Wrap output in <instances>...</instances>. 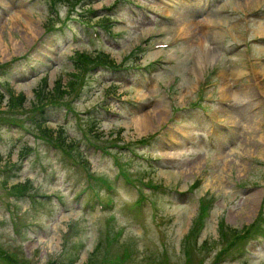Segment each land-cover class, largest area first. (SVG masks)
<instances>
[{"label":"rangeland","instance_id":"rangeland-1","mask_svg":"<svg viewBox=\"0 0 264 264\" xmlns=\"http://www.w3.org/2000/svg\"><path fill=\"white\" fill-rule=\"evenodd\" d=\"M74 1L0 0V264H83L92 252L94 264H264V61L255 62L258 88L244 48L231 50L264 35V19L252 18L249 31L239 19L264 10V0H219L211 10L203 0L159 6L170 21L136 16L126 0ZM51 8L57 17L46 26ZM108 15L112 34L101 25ZM63 22L71 25L61 29ZM180 35L188 37L171 48L150 44ZM251 48L264 56V45ZM81 50L109 53L116 66L158 56L173 62L150 77L90 63L75 91L47 100L50 126L65 124L82 146L69 166L35 125L32 102L41 83L68 80ZM9 88L24 92L22 107L8 105ZM227 98L234 106L221 103ZM205 111L229 126L217 127L214 144ZM83 156L90 169L78 162ZM26 179V194H17L11 185ZM103 179L117 185L113 209H86L96 192L106 201ZM233 227L244 237L231 236Z\"/></svg>","mask_w":264,"mask_h":264},{"label":"trees","instance_id":"trees-1","mask_svg":"<svg viewBox=\"0 0 264 264\" xmlns=\"http://www.w3.org/2000/svg\"><path fill=\"white\" fill-rule=\"evenodd\" d=\"M62 1H70V0H52L50 7H53L55 3L62 2ZM50 16L47 18V21L45 22L46 26L53 25L52 22L56 19L55 17L57 12L54 11L52 8L49 10ZM107 20V18L105 19ZM74 70L69 72V78L68 80L63 83L61 81L62 79H57L54 86L52 88H47V84H42L38 89L35 90V101L32 102L34 106L36 107V112L34 114L36 118V124L38 127V130L41 131L44 135L52 138L54 140V144L58 147V149H61L64 153L67 155H73L74 157H77V155H74L71 151L76 147V138L68 136V133L66 132V127L64 124H58V127L54 128L50 126V119L45 114V103L47 100H54L60 97H64L66 94H70L73 91H75L80 86V80L84 77L85 73L88 72V69L90 68V63H110L112 64L114 62L112 56L109 53L106 52H98V53H92L88 51H78L77 56L74 58ZM46 78V76H44ZM44 87H46L44 89ZM2 97L6 96L5 92H0ZM8 105L10 107H22L25 103L26 96L24 92L16 93L13 88H9L8 90ZM89 129L92 131L93 125L89 127ZM145 140V139H141ZM28 146H26L27 148ZM80 164L83 168H85L89 164V160H80ZM28 179L23 181L15 182L11 185L12 189L15 192H22L25 191L28 186ZM232 233L230 234L234 238H236V234L239 235V237H244L243 234L240 233V231L236 228H232ZM229 235V236H230ZM223 236H225V233H223ZM227 240L232 243V237L227 238ZM243 241V240H242ZM205 241L200 247L204 248L206 245ZM225 245H223L224 247ZM227 249V247H225ZM95 252H92V254L89 256V258L83 263V264H94L96 259L94 258Z\"/></svg>","mask_w":264,"mask_h":264},{"label":"bare ground","instance_id":"bare-ground-1","mask_svg":"<svg viewBox=\"0 0 264 264\" xmlns=\"http://www.w3.org/2000/svg\"><path fill=\"white\" fill-rule=\"evenodd\" d=\"M217 33V32H216ZM216 35V34H215ZM216 39V38H215ZM210 58H213V56L211 55Z\"/></svg>","mask_w":264,"mask_h":264}]
</instances>
